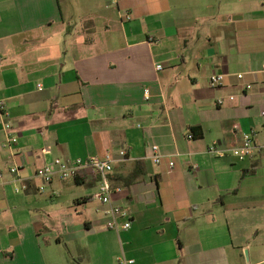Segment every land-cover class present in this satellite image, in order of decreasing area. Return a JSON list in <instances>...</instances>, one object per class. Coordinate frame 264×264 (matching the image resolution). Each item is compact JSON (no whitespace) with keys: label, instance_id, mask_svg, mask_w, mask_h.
<instances>
[{"label":"crops","instance_id":"obj_1","mask_svg":"<svg viewBox=\"0 0 264 264\" xmlns=\"http://www.w3.org/2000/svg\"><path fill=\"white\" fill-rule=\"evenodd\" d=\"M0 103V264H111L118 251L133 264H264V0H0ZM252 131L257 148L238 160L229 151ZM107 154L127 231L88 209L87 169L38 190L54 158Z\"/></svg>","mask_w":264,"mask_h":264},{"label":"built area","instance_id":"obj_2","mask_svg":"<svg viewBox=\"0 0 264 264\" xmlns=\"http://www.w3.org/2000/svg\"><path fill=\"white\" fill-rule=\"evenodd\" d=\"M132 18L130 12L125 11L122 13V19L128 21ZM156 70H162L160 64L156 65ZM226 74L223 73H213L208 79V83L211 87H219L223 84ZM237 79H242L243 74H237ZM247 89L251 88V85H246ZM38 89L41 90V84L38 85ZM229 100H233V96L228 97ZM224 99L219 98L217 100L218 105L224 104ZM3 104L0 103V112L3 114ZM264 116V112H261ZM4 115V114H3ZM4 131L6 133V140L4 142V147H12L18 141V136L13 133L11 124L9 122H4ZM254 132L244 133L242 135V142L239 147L231 149L229 152L238 160H245L251 158L253 155V150L257 148L254 143ZM189 138L191 135L188 136ZM151 157L154 163L160 164L163 159V155L160 154L159 147L157 145H150ZM42 152H47L44 149ZM208 152L211 154L223 156L225 150L219 148L217 145H211L208 148ZM120 159L125 157L124 150L119 152ZM114 158L107 154L103 157L91 156L86 159H74L72 161L64 160L61 158H54L50 163L39 167L35 171V176L40 179L41 183L38 187L39 191H43L44 188L49 185L55 178L60 180L75 179L83 170L91 171L97 178V189L91 196V199L99 202L104 206L103 214L106 218V227L110 230L127 231L131 226V218L128 209L120 204L113 201V196L116 193L121 192V188L113 187L110 181V173L113 170ZM169 168L174 166V161L169 160L166 162ZM23 168L22 165L15 164L9 168V173L13 176L16 182H21L22 178L20 176V171ZM193 170L197 169V166H192ZM2 179V174L0 173V180ZM26 185L21 183L15 188L18 192L25 189ZM133 259H126L124 256L117 259L116 264H133Z\"/></svg>","mask_w":264,"mask_h":264},{"label":"rangeland","instance_id":"obj_3","mask_svg":"<svg viewBox=\"0 0 264 264\" xmlns=\"http://www.w3.org/2000/svg\"><path fill=\"white\" fill-rule=\"evenodd\" d=\"M67 21H69V19L68 20H66V22ZM68 25H70V24H68ZM73 29V28H72ZM50 201V203L52 204V202H51V200H49ZM52 201H55V200H52ZM97 204H99L98 202H91V203H89V205H88V209H90L91 210V212H92V210L93 209H95V207H96V205ZM260 205H258L257 207H258V209L259 210H261V211H264V201H261L260 203H259ZM45 214H46V218H50V221L48 222V224H49V227H51L52 229H53V231L56 233V232H58L59 231V224H58V220H57V218H56V214H59V212H58V209H56V207H55V205H53V208H47V209H45ZM262 222H264V221H262ZM184 226H182V227H180V228H183ZM105 231H108V230H105ZM258 232V234H259V238L261 239V240H264V223H261V224H259L257 227H256V229H254V233H257ZM96 233H97V231H96ZM101 236L100 237H105V238H107L108 237V232H102V234H100ZM87 237H90V236H87ZM109 242V243H111V241L108 239V240H106V242ZM118 247H119V244H118ZM238 255L237 256H235L234 257V259L238 262V261H240V262H244V261H246L247 262V253H246V251H244V250H241L240 248H239V250H238ZM117 256H120V257H122V256H124V254H122L120 251H118V254H117ZM232 258V257H231ZM75 259H76V264L79 262V260L75 257ZM233 259V258H232ZM116 261V260H115ZM112 262L111 264H116L117 263V261L116 262Z\"/></svg>","mask_w":264,"mask_h":264}]
</instances>
